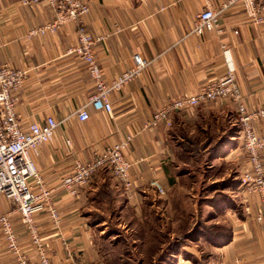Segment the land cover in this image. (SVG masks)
I'll return each instance as SVG.
<instances>
[{
	"label": "crops",
	"instance_id": "1",
	"mask_svg": "<svg viewBox=\"0 0 264 264\" xmlns=\"http://www.w3.org/2000/svg\"><path fill=\"white\" fill-rule=\"evenodd\" d=\"M225 1L88 0L90 11L83 22L94 36L102 37L94 52L107 81L132 67L136 52L150 60L140 76L110 92L113 110L106 111L89 104L96 88L94 79L86 62L71 51L77 41V21L65 22L55 33L29 36L30 29L53 20L57 8L46 1L0 0L1 58L26 70L25 84L16 93L21 123H42L48 116L59 122L53 138L32 152L62 216L56 227L48 211L35 215L51 264H104L109 260L111 256L95 240V216L109 212L98 197L104 186L113 190L117 216L127 207L139 213L144 203L159 197L171 199L172 186L188 155L208 154L213 161L242 158L239 115L231 102L210 101L176 109L171 112L172 125H149L156 110L224 74L223 45L231 49L247 107H264V22H255L238 2L220 14L223 33L192 30L201 10L208 6L220 9ZM82 107L89 111L87 120L78 116ZM255 128L264 135V116L255 121ZM129 137L127 155L135 180L131 197L107 168L99 170L77 196L62 186L76 159L87 161L106 146ZM247 164L243 160V168ZM154 178L161 180L166 195H159L152 186ZM239 205L234 208L237 218L230 238L214 246L222 257L219 264H235L236 260L264 264V222L256 220L259 203L252 212L243 201ZM3 213L10 215L22 254L31 262L36 260L37 250L21 212L0 193ZM0 264H19L18 255L1 235Z\"/></svg>",
	"mask_w": 264,
	"mask_h": 264
},
{
	"label": "built area",
	"instance_id": "2",
	"mask_svg": "<svg viewBox=\"0 0 264 264\" xmlns=\"http://www.w3.org/2000/svg\"><path fill=\"white\" fill-rule=\"evenodd\" d=\"M22 1L27 4L46 1L57 8L56 17L30 29L29 36L55 33L65 22L77 21V41L71 51L76 52L86 62L94 79L96 88L89 97V104L98 110L112 111L110 92L140 76L150 63V60L136 52L133 55L134 65L109 82L104 78L102 67L94 52V45L102 37L94 36L83 22V17L90 11L88 0ZM238 2L255 22H264V0H226L220 9L208 6L201 10L197 14L193 32L203 34L207 30H217L223 33L224 28L219 22L220 14ZM223 49L226 62L224 74L201 86L196 92L178 97L167 106L156 110L149 125L158 126L163 122L168 126L172 125L171 112L176 109L194 108L210 101L233 103L238 111L243 147L248 158L242 177L243 183L248 191L258 196L256 220L264 222V135L259 134L255 128V121L264 116V107L255 110L247 107L231 49L226 45H223ZM25 80L26 70L5 62L0 54V193L8 196L21 212L36 247L37 259L31 262L22 254L17 232L8 213L0 214V235L18 255L19 264H51L47 244L39 232L35 215L48 211L56 227L60 226L62 216L53 198V189L45 183L32 152L53 138L59 122L53 116H48L42 123H21L16 93L24 86ZM78 116L81 120H87L90 117L88 109L80 108ZM131 139L129 137L116 141L87 161L76 159L71 172L63 177L62 186L69 194L77 196L99 170L107 168L113 172L127 196L131 197L135 187L131 173L132 161L127 155ZM68 142L70 143V140ZM151 184L159 195L167 193L159 178H154ZM65 248L70 250L68 242H65ZM235 264L242 263L236 260Z\"/></svg>",
	"mask_w": 264,
	"mask_h": 264
},
{
	"label": "rangeland",
	"instance_id": "3",
	"mask_svg": "<svg viewBox=\"0 0 264 264\" xmlns=\"http://www.w3.org/2000/svg\"><path fill=\"white\" fill-rule=\"evenodd\" d=\"M244 152L241 159L230 161L223 157L213 161L208 154L188 155L179 169L178 181L172 186L171 199L159 197L144 203L139 213L131 207L111 218L104 213V220L97 224L95 239L100 249L111 256L104 264H125L128 258V264H219L221 254L214 251L207 238L190 236L184 241L183 236L190 235L188 232L198 221L217 223V231L231 228L237 218L234 208L241 207L239 202L243 201L249 212L256 210L257 195L248 191L242 179L246 170L243 160H248L245 149ZM215 179L226 185L223 190L228 195L216 206L209 204V199L215 196L214 187L222 185H213ZM122 241H126L129 251L123 260L116 258L121 256L125 245L118 249L110 246ZM182 242L184 245L180 246Z\"/></svg>",
	"mask_w": 264,
	"mask_h": 264
},
{
	"label": "trees",
	"instance_id": "4",
	"mask_svg": "<svg viewBox=\"0 0 264 264\" xmlns=\"http://www.w3.org/2000/svg\"><path fill=\"white\" fill-rule=\"evenodd\" d=\"M200 156V155H199ZM221 183L222 185L220 187H214V193L215 196L213 198L209 199V204L211 205H219V202L221 201V199L223 198H228L227 193L224 192V188H225V184H223L221 181H217L216 183H214L213 185L219 184ZM112 189L107 185L104 186L98 193V197L101 201V204L106 205L107 209H108V217L111 218V216L115 215L118 212V205L117 202L115 200V197L112 193ZM221 197H219V196ZM217 196V197H216ZM223 196V197H222ZM106 215V214H105ZM104 214L99 213L97 216H95V219L97 220L96 225L101 223L104 220ZM217 223H212V224H207V223H203L201 224L200 221H198V223L192 227L193 229L191 231H189L188 233H191L190 235H185L183 236V240L185 241V239H189L191 238L190 236H193L192 238H207V240L214 246L217 245H222L223 243H225L231 236V230L230 228L226 227V229L222 230L221 228H219V230L217 231ZM185 232V230H183ZM126 241H122V242H116V244H111V248L113 249H118L119 247H122L121 245H125L122 248V252H121V256H119L116 259H124L125 257H127L128 255V247L126 248ZM184 245V243H180V246ZM102 252H105L103 250H101ZM106 254H109V252H105ZM110 255V254H109ZM122 259V260H123ZM128 263H129V258H128ZM125 263V264H128Z\"/></svg>",
	"mask_w": 264,
	"mask_h": 264
}]
</instances>
